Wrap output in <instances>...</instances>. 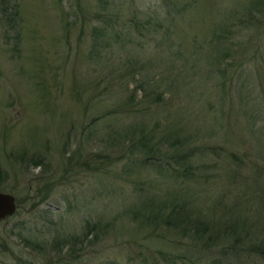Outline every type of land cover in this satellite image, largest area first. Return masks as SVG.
Wrapping results in <instances>:
<instances>
[{"label": "rangeland", "instance_id": "1", "mask_svg": "<svg viewBox=\"0 0 264 264\" xmlns=\"http://www.w3.org/2000/svg\"><path fill=\"white\" fill-rule=\"evenodd\" d=\"M178 1L0 0V264H214L162 217H264V0ZM167 127L199 182L143 165Z\"/></svg>", "mask_w": 264, "mask_h": 264}, {"label": "trees", "instance_id": "2", "mask_svg": "<svg viewBox=\"0 0 264 264\" xmlns=\"http://www.w3.org/2000/svg\"><path fill=\"white\" fill-rule=\"evenodd\" d=\"M179 2L178 0H172V4H175L174 7H177L175 10L182 12L184 8ZM142 89L148 97L151 96V91L147 86ZM166 130L168 136H165L163 140L175 136V140L171 142L169 147L170 149L174 146V150L168 152H166L168 149L162 150L161 143H155L152 140L153 135L151 133L142 132L140 144L146 151L141 158L143 165L152 167L155 170H162L170 179L178 177L181 178L180 180L184 179V182H199L192 161L197 159V156L202 155V152L198 153V149L192 147V145L185 148L184 143L177 139V135L171 127H167ZM196 192L194 188H190L191 197L197 196ZM242 201L241 197L237 202L241 204ZM182 206H180V208H183L182 210L175 208L169 216H163L162 218L165 219L170 228L175 226V228L181 229L179 227L184 220L190 226H196L199 229L196 232L199 237L209 239L204 246L205 250H213L216 247L214 249L216 255L209 252L214 264H264V225L260 224V221H264V217H257V214L253 213L248 207L245 210L244 208L237 210V216L232 215L230 211L233 210L229 209L230 211L227 210V214H220L221 220L213 221L203 215L192 216L196 213V209L193 210L194 213H191L188 207ZM154 210H158V208ZM154 210L153 212H155ZM173 216L175 219L177 218L178 223L176 221L173 223ZM202 259L206 260L203 256Z\"/></svg>", "mask_w": 264, "mask_h": 264}, {"label": "water", "instance_id": "3", "mask_svg": "<svg viewBox=\"0 0 264 264\" xmlns=\"http://www.w3.org/2000/svg\"><path fill=\"white\" fill-rule=\"evenodd\" d=\"M17 208L16 195L3 190L0 191V221L7 217L14 216Z\"/></svg>", "mask_w": 264, "mask_h": 264}]
</instances>
